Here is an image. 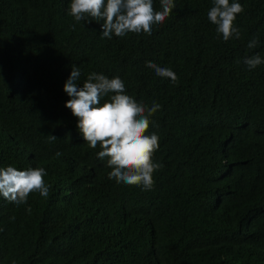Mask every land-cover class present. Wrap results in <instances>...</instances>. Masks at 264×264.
<instances>
[{"label": "trees", "instance_id": "trees-1", "mask_svg": "<svg viewBox=\"0 0 264 264\" xmlns=\"http://www.w3.org/2000/svg\"><path fill=\"white\" fill-rule=\"evenodd\" d=\"M237 2L241 38L224 41L212 0H175L152 35L112 39L74 21L70 0H0V168L42 167L49 186L26 204L0 197V264H264V64L243 63L264 57V0ZM72 65L81 86L119 76L137 102L160 104L152 190L109 179L84 142L65 107Z\"/></svg>", "mask_w": 264, "mask_h": 264}, {"label": "clouds", "instance_id": "clouds-1", "mask_svg": "<svg viewBox=\"0 0 264 264\" xmlns=\"http://www.w3.org/2000/svg\"><path fill=\"white\" fill-rule=\"evenodd\" d=\"M175 7V0H160L159 11L155 10L153 0H70L68 15L76 22L100 23L101 39H112L129 33L152 35L154 26L162 25ZM243 11L237 0H212L207 19L224 41L239 40L241 30L235 26V21ZM72 27L74 30L75 25ZM259 43L257 36L246 46L252 50ZM243 63L251 71L264 64V57L260 54L245 56ZM146 67L173 84L178 82L170 68L151 61L146 62ZM80 77V68L72 65L63 91L69 97L65 107L77 119V128L84 142L91 149L99 146L97 156L101 160L107 159V166L111 169L109 179L145 191L152 190L154 173L162 165L153 160L159 148V136L154 132L149 134V129L160 104L154 101L148 106L142 101L137 102L126 93L125 83L119 76L109 78L103 73L92 72L82 86L78 84ZM48 139L57 140L51 134ZM55 155L60 157L62 153L56 152ZM46 175L42 167L26 170L13 166L0 168V197L17 205L26 204L32 193L47 197ZM27 210L30 212L31 208Z\"/></svg>", "mask_w": 264, "mask_h": 264}]
</instances>
